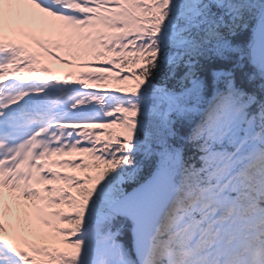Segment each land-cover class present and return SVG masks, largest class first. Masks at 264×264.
I'll use <instances>...</instances> for the list:
<instances>
[{"label":"snow or ice","instance_id":"obj_1","mask_svg":"<svg viewBox=\"0 0 264 264\" xmlns=\"http://www.w3.org/2000/svg\"><path fill=\"white\" fill-rule=\"evenodd\" d=\"M0 264H264V0H0Z\"/></svg>","mask_w":264,"mask_h":264},{"label":"bare ground","instance_id":"obj_2","mask_svg":"<svg viewBox=\"0 0 264 264\" xmlns=\"http://www.w3.org/2000/svg\"><path fill=\"white\" fill-rule=\"evenodd\" d=\"M51 67L53 69V74H57L59 72V69H60L61 66L52 65Z\"/></svg>","mask_w":264,"mask_h":264}]
</instances>
